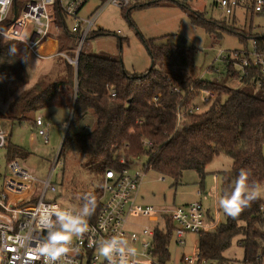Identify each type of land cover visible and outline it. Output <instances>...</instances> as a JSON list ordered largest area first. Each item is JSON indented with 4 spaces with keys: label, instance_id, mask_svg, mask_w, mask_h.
Segmentation results:
<instances>
[{
    "label": "trees",
    "instance_id": "trees-1",
    "mask_svg": "<svg viewBox=\"0 0 264 264\" xmlns=\"http://www.w3.org/2000/svg\"><path fill=\"white\" fill-rule=\"evenodd\" d=\"M25 1L16 0V8L21 10ZM148 1L137 8L168 5L170 0ZM186 3L183 8H188ZM191 15L194 25L210 34L215 31L216 26L202 14ZM58 19L62 24V18ZM221 24L222 29L239 36L247 44L252 40L257 52L264 55V36L242 34L228 26V21ZM104 33V30H99L94 34L97 37ZM58 38V52H65L66 40L72 39L67 25L63 26ZM145 44L154 64L193 67L195 49L163 44L156 39L146 40ZM13 46L15 53L11 54L9 50ZM29 53L21 42L0 39V120L34 122V116L40 109L51 106L70 109L69 127L60 158H67L70 153L79 156L96 184L94 193L80 200L82 208L86 205L90 208L100 199L107 171L129 167L143 155L148 157L147 170L152 169L177 183L186 171H196L203 181L207 166L220 155L228 156L232 166L229 171L222 172L224 196L230 194L241 169L250 173V183L264 185V98L252 92L157 68L142 75L131 74L118 59L86 52L80 54L78 66L65 59L54 75L46 74L45 78L34 81L26 63ZM70 57H75V53ZM223 61L228 73L239 77L234 72V62ZM241 79L249 86V91L254 86L264 91V75L260 70L253 68L249 77ZM205 89L215 92L216 100L205 112L190 113L198 106V97ZM112 94L116 96L112 97ZM89 112L96 116V129L90 133L71 134L70 129L83 122ZM178 112L183 114L180 121ZM10 136L5 147L9 162L28 154L23 148L12 145ZM100 207L101 203L97 204L95 211ZM262 208L264 200L260 197L238 216L226 214L224 223L216 230L200 234L199 252L202 257L212 264L227 263L224 253L232 241L239 238L245 253L243 263H262ZM163 220L167 223L168 235L157 230L156 256L168 260L166 249L175 224L170 217H163Z\"/></svg>",
    "mask_w": 264,
    "mask_h": 264
},
{
    "label": "rangeland",
    "instance_id": "rangeland-1",
    "mask_svg": "<svg viewBox=\"0 0 264 264\" xmlns=\"http://www.w3.org/2000/svg\"><path fill=\"white\" fill-rule=\"evenodd\" d=\"M107 0H89L79 13L80 18H92L97 15L96 26L92 29L96 34L100 29L104 34L90 37L83 45V52L93 54L108 59H118L123 63L126 71L131 74H145L150 69L157 68L175 74H183L201 79L205 82L219 83L228 88L252 92L251 94L264 98V91L258 86H252L249 91L242 81V71L235 66L234 72L239 77H233L228 73L227 66L219 57L222 52L224 56L232 52L248 47L253 52V41L248 40V44L221 27L223 20L219 11L212 9L214 0H170L168 5L158 7H137L149 3L148 0L132 1L133 8L122 10L114 6H107L101 12L103 4ZM184 3L188 8H183ZM166 6V7H164ZM202 14L205 19L216 26L215 31L210 34L201 27L193 24L191 14ZM69 28L73 22L68 21ZM228 26L235 28L249 36H264V15H257L251 12L239 10L236 19L230 20ZM156 39L163 44L174 46H187L195 49L193 67L184 68L170 64H154L146 48V40ZM59 40V38H58ZM68 56L74 53L78 46L76 39L66 40ZM65 59L53 57L42 59L28 54L26 58L27 66L34 81L45 78L46 74L54 75L60 63ZM55 72V73H54ZM183 77V76H182ZM48 78V77H47ZM200 112H205L210 105H202L200 99L197 101ZM70 109L63 106H51L40 109L36 112L34 122H9L0 120V127L11 135L12 145L19 146L28 153L24 157L19 156L17 161L27 171L35 174L40 180L46 181L52 175L51 182L56 185L57 193L49 194V197L59 199L60 203L68 208L84 209L80 205V200L92 195L96 189L93 176L83 167L79 156L70 153L67 158L59 157L65 135L70 122ZM38 118H44L49 133V142L39 136L35 122ZM97 127V119L93 112H89L83 122H79L70 129L71 134H83L94 131ZM148 157L143 155L134 161V166L130 169L131 174L141 172L142 184L138 193V204L142 206H152L157 211L174 205L181 206L191 203H203L205 208L214 212L215 181L212 178L216 173L227 172L231 169L232 161L226 155L216 157L206 169L202 191V180L196 171H186L180 182L177 183L170 177H164L158 172L145 166ZM8 149H0V189L3 188L5 178L8 174ZM264 187V185L262 186ZM199 192L202 195H199ZM103 194V184L102 193ZM264 200V195L261 196ZM158 220L152 221L144 216H132L128 219L126 231L128 235L136 234L138 241L128 242L126 248H135L136 253L141 256L145 253L144 243L155 245V237L143 235L145 229L153 231L159 230L164 235H168L167 223L161 214H157ZM223 219L226 213L221 210ZM46 220L44 217L40 223ZM186 245L178 246L175 234L170 235L167 246L169 258L167 264H180V260L185 255H197L199 253V234L187 233L184 237ZM227 259L225 264H242L245 253L240 245V239L232 241L231 247L224 253ZM142 260H147L143 256ZM87 261V260H86ZM264 264V258L263 262Z\"/></svg>",
    "mask_w": 264,
    "mask_h": 264
},
{
    "label": "built area",
    "instance_id": "built-area-1",
    "mask_svg": "<svg viewBox=\"0 0 264 264\" xmlns=\"http://www.w3.org/2000/svg\"><path fill=\"white\" fill-rule=\"evenodd\" d=\"M16 0H0V7L5 12L0 18V39L21 42L39 60L61 57L73 66H78L83 45L92 34L96 26L95 15L92 18H80L79 13L89 0H27L21 10L15 6ZM135 2V0H133ZM107 6H114L122 10H128L133 6L131 0H107L100 12ZM212 9L219 11L223 21L236 19L239 10L264 15V0H214ZM62 18V24L58 18ZM73 22L69 28V34L78 41L75 57L68 56L67 52H53L44 54L41 48L51 39H56L68 26V21ZM63 25V26H62ZM69 27V26H68ZM222 60L234 62L235 66L242 71V77H249L253 68L258 69L264 75V55L256 50L253 42V52L247 48L236 50L227 56L221 52ZM177 92L179 90H176ZM116 94H112L115 97ZM202 105H211L217 98V94L210 90H202L199 97ZM200 112L199 106L189 112ZM180 119L183 114L178 112ZM38 134L44 141L49 142V133L44 118H38L35 123ZM9 134L0 127V149L7 145ZM60 157V154H59ZM122 163H125L124 160ZM134 166L124 167L121 170H109L106 172L103 182V194L90 208L94 209L90 216H83L82 209L68 208L63 206L59 199L49 197L56 194L57 187L52 180L53 173L48 180L42 181L35 174L24 169L17 160L8 164V174L3 188L0 189V264H44V257L37 251L40 242L47 239L48 231L59 230L60 224L57 213L65 212L73 217H83L87 221L88 228L81 236H74L70 252L65 258L57 261V264H108L107 259L100 256L98 248L102 243L116 238L125 247V256L129 264L138 261V264H167L156 256L157 246L144 243L145 253L134 257L127 252L128 242L138 241L136 234L128 235L126 227L129 217L144 216L152 221H157V214L170 217L175 224L174 234L178 246L186 245L184 237L187 233L202 234L216 230L224 223L219 198L224 195V175H213L215 181L214 196L215 206L211 212L204 204L191 203L181 206H171L158 211L152 206L138 204V193L142 184V174H131L130 169ZM146 169V167H145ZM147 170V169H146ZM200 195L202 193L199 192ZM101 203L98 211L96 205ZM264 210V208H262ZM46 220L40 223L43 218ZM143 235L156 237L157 232L145 229ZM90 243L92 246H90ZM166 252L169 253L168 248ZM147 260H142L141 257ZM117 264L120 255H114ZM87 260V261H86ZM180 264H212L209 260L197 255H185ZM242 264H244L242 262ZM258 264H262L261 262Z\"/></svg>",
    "mask_w": 264,
    "mask_h": 264
},
{
    "label": "clouds",
    "instance_id": "clouds-1",
    "mask_svg": "<svg viewBox=\"0 0 264 264\" xmlns=\"http://www.w3.org/2000/svg\"><path fill=\"white\" fill-rule=\"evenodd\" d=\"M7 2L10 3V0ZM4 12L5 9L0 7V18ZM9 51L14 54V46ZM249 176L248 171L241 169L230 194L219 198L218 204L227 215L238 216L245 208L250 207L252 202L264 195V187L256 182L250 183ZM94 201L95 198H93ZM93 211L94 209L86 205L83 209V216H90ZM57 218L60 224L59 230L48 231L47 239L40 242L37 247L38 253L44 257V264H57V261L65 258L71 250L69 245L73 237L81 236L88 228L87 221L83 217H73L65 212H60L57 213ZM122 243V241L113 238L102 243L98 248V253L107 259L108 264H117L114 259L116 254L120 255L118 264H129L125 256L126 249L121 246ZM90 246H92L91 243ZM127 252L136 256L135 248L129 247ZM68 264H72V261L69 260ZM133 264H138V261L134 260Z\"/></svg>",
    "mask_w": 264,
    "mask_h": 264
},
{
    "label": "crops",
    "instance_id": "crops-1",
    "mask_svg": "<svg viewBox=\"0 0 264 264\" xmlns=\"http://www.w3.org/2000/svg\"><path fill=\"white\" fill-rule=\"evenodd\" d=\"M100 30H103V29H100ZM58 46H59V43L57 42V40L56 39H51L41 48V51H43L44 54H47V53L53 52L55 49H58ZM5 132L8 133V131H5Z\"/></svg>",
    "mask_w": 264,
    "mask_h": 264
},
{
    "label": "bare ground",
    "instance_id": "bare-ground-1",
    "mask_svg": "<svg viewBox=\"0 0 264 264\" xmlns=\"http://www.w3.org/2000/svg\"><path fill=\"white\" fill-rule=\"evenodd\" d=\"M41 52H43V51H41Z\"/></svg>",
    "mask_w": 264,
    "mask_h": 264
},
{
    "label": "water",
    "instance_id": "water-1",
    "mask_svg": "<svg viewBox=\"0 0 264 264\" xmlns=\"http://www.w3.org/2000/svg\"><path fill=\"white\" fill-rule=\"evenodd\" d=\"M153 68V67H152Z\"/></svg>",
    "mask_w": 264,
    "mask_h": 264
}]
</instances>
